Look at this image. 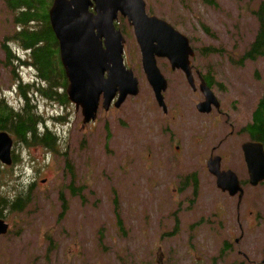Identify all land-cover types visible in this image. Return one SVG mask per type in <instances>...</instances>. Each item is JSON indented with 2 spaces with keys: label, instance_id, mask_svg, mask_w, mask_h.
Returning <instances> with one entry per match:
<instances>
[{
  "label": "rangeland",
  "instance_id": "obj_1",
  "mask_svg": "<svg viewBox=\"0 0 264 264\" xmlns=\"http://www.w3.org/2000/svg\"><path fill=\"white\" fill-rule=\"evenodd\" d=\"M144 1L149 15L189 38L195 49L193 63L215 76L213 91L225 117L218 122L198 115L195 104L202 100L200 93L192 95L182 73L171 72L167 61L158 59L157 66L168 81L164 95L169 115L163 116L142 71L133 32L125 20L118 19L125 36L124 62L137 78L139 94L118 109L105 112L100 107L95 122L84 128L80 111L70 103L61 105L40 95L32 98L30 105L38 109L58 142L52 151L17 145V162L7 169L0 165V198L14 199L21 189L27 193L33 185L25 209L5 213L10 232L0 237V264H264V182L256 187L247 183L240 154V143L246 140L241 132L245 118L264 99V57L233 64L242 61L254 40L258 28L254 13L262 0H207L212 5L203 0ZM14 30L0 0V97L18 110L24 100L12 80V67L3 65L1 51ZM10 48L25 59L15 42H10ZM207 48L217 52L204 51ZM14 64L22 83L34 81L33 69ZM164 123H170L166 131L174 138L160 134ZM106 126L111 133L108 143ZM168 137L171 148L164 144ZM156 146H161L167 160L176 152L173 147L180 146L190 165L179 169L203 170L196 197L175 215L184 197L178 193L182 175L179 170L158 171ZM212 148L222 157L221 168L233 169L245 183L241 202L222 194L205 170ZM64 156L74 169L65 167ZM190 193L189 188L184 194L192 197ZM174 228L177 235H170Z\"/></svg>",
  "mask_w": 264,
  "mask_h": 264
},
{
  "label": "water",
  "instance_id": "obj_2",
  "mask_svg": "<svg viewBox=\"0 0 264 264\" xmlns=\"http://www.w3.org/2000/svg\"><path fill=\"white\" fill-rule=\"evenodd\" d=\"M92 10V11H91ZM118 16L132 27L140 49L142 70L153 91L158 106L166 111L163 93L167 82L156 65V58H166L171 69L181 70L189 84L193 83L190 58L194 56L189 39L165 21L145 11L143 0H53L48 10L50 27L58 44L60 64L67 80L65 94L75 109L81 110L82 124L95 120L100 101L108 110L116 98L119 108L128 96L139 93L133 72L123 63L124 38L116 29ZM204 101L197 110L209 113L211 105L219 107L217 100L202 83ZM12 139L0 131V163L12 164ZM249 184L264 182V150L259 142L242 146ZM220 159L211 158L207 167L216 178L222 192L243 196V190L234 173L219 171ZM8 225L0 219V235L6 234Z\"/></svg>",
  "mask_w": 264,
  "mask_h": 264
},
{
  "label": "trees",
  "instance_id": "obj_3",
  "mask_svg": "<svg viewBox=\"0 0 264 264\" xmlns=\"http://www.w3.org/2000/svg\"><path fill=\"white\" fill-rule=\"evenodd\" d=\"M52 1L3 0L7 13L12 17V24L16 27V30L5 39L12 40L23 51L29 52L28 63L23 62V64L32 66L36 79L43 84L41 87L19 84L17 91L24 100V105L19 110L9 107L0 97V131L9 133L14 138L15 146L20 145L25 148L40 146L48 151H52L58 139L54 132L46 128V120L38 115V109L30 105L32 98L28 95L35 92L50 102L68 104L64 93L67 81L59 61L58 45L48 17V9ZM203 2L211 5L214 3L207 0ZM254 15L258 23L257 32L253 42L243 53L242 60L253 61L264 57V0L259 3ZM202 27L207 34H210L205 26L202 25ZM204 51L217 52L212 48ZM200 53L202 55L203 51ZM8 58L10 62H13L9 55ZM11 73L16 76L13 70ZM254 110L252 125L245 128L252 139L264 143V99L259 100ZM40 127H42V133H39ZM13 161L17 162L15 155H13ZM30 202V188L27 193L21 189L14 199L0 198V218H5L6 212H22Z\"/></svg>",
  "mask_w": 264,
  "mask_h": 264
},
{
  "label": "flooded vegetation",
  "instance_id": "obj_4",
  "mask_svg": "<svg viewBox=\"0 0 264 264\" xmlns=\"http://www.w3.org/2000/svg\"><path fill=\"white\" fill-rule=\"evenodd\" d=\"M3 44L4 45L1 46L2 54H3L4 58H7L8 55L11 56V54H10V51H11V49H10V42L9 41H6ZM193 61H194V58L192 59V62H191V69H192V74L194 76V79H196V80H195V84H193L191 86L192 87V90H191L192 91V95H194L196 93L195 85H198L199 86L202 83L207 88H209L210 90L213 91V89L215 87V84H216L215 76L212 73H208V72L207 73H203V71L199 67H197L193 63ZM170 71H171V69H170ZM196 81H197V83H196ZM213 93H214V91H213ZM216 98H217V96H216ZM164 100H165V95H164ZM217 100L219 101L218 98H217ZM219 104H220V101H219ZM110 108H109V110H110ZM254 111H252L249 114L248 118H245V122H244L245 125H244V127H243V129L241 131V132H243V135L246 136V140H244L243 142L240 143V154H241V158H242L243 163H244V156H243L242 146L245 143H249V142H259V141H256V140L252 139V137L250 136V134L248 133V131L245 128L248 125L249 126L252 125V122H253V112ZM161 112H162V115L163 116L169 115L168 108H167L166 111H163V109H162ZM215 112L216 113L210 112L208 115H203L201 113L199 114V112H198V115H200V116H206V117H212L214 121L217 120L218 122H220V118H224L225 117V113L221 110V105H220V109L219 110H215ZM228 120H229L228 125L230 126V129L231 128L233 129V125L230 123V118L229 117H228ZM169 124L170 123H164L163 124L164 127L161 128V130H162L161 133H160L161 135L163 133H167L166 130L168 129V125ZM207 125H208V127H210V121H209V119H207ZM122 130H125V127H123ZM106 131H107L106 142L108 143L109 140L111 139V133H109V131H108V126H106ZM241 132H237V133H234V134L241 135ZM232 133L233 132H231L230 135H232ZM167 134H169V137H170V135H172V138H174L173 133L168 132ZM169 137H168V139H166L164 141V144L165 145H168L169 148H171V146H172V139L171 138L169 139ZM224 138H226V136ZM222 140L223 139H220L219 141L222 142ZM262 145H263V148H264V143ZM156 148L158 150V153L155 154V161H156V166H157L158 171L160 173H162L165 169H170L172 171L179 170L181 172V175H182V176H180L179 181H178V186H179L178 187V193L180 195H184V197L180 201V203L176 206V210L173 212V215H175L176 213H181L182 206L184 204H189V202H191V200H193L196 197V193L198 191V176L202 173L203 170H201V171H192V170H180L179 169V167H181V166H189L190 165V159L184 155V152L182 150H180V146H174L173 147L174 151H176V152L172 156V158L171 159H168V160L164 157L163 153L161 152V146H156ZM209 151H210V153L208 154V157H207V160H206V164H205V170L206 171H207V162L209 161V159H211L213 157H218L220 159L219 164H220V170L221 171L231 170V171H233L237 175V173L233 169H231V168H226V169H222L221 168L222 157L214 153L215 148H212ZM63 160H64V163H65V167L66 168H73L74 169V167L72 165V162L69 159H65V156H64V159ZM244 170L246 171V174H247V169H246L245 163H244ZM214 180H215V178H214ZM32 186L33 185H29L28 188L31 189ZM244 186L245 185H242L243 190H244ZM189 188L191 189V193L190 194H192V197H188V194H184ZM196 189H197V191H196V193H194V190H196ZM176 192H177V190H174V193H176ZM222 194H224V193H222ZM72 195L73 196H78V194H76V193H72ZM237 199H238V197H237ZM61 201L63 203V206H62V212H63L65 210L64 197H63V195H61ZM239 202H241V201H239ZM114 216H115V220L119 222V223H116L118 230L121 233L124 232L123 224H122V221H121V218H120L119 209H118V206L116 205V203H114ZM197 224H200V223L198 222ZM171 234L177 235L176 228L173 229V231L170 233V235Z\"/></svg>",
  "mask_w": 264,
  "mask_h": 264
},
{
  "label": "bare ground",
  "instance_id": "obj_5",
  "mask_svg": "<svg viewBox=\"0 0 264 264\" xmlns=\"http://www.w3.org/2000/svg\"><path fill=\"white\" fill-rule=\"evenodd\" d=\"M243 196L241 197V200H242Z\"/></svg>",
  "mask_w": 264,
  "mask_h": 264
}]
</instances>
